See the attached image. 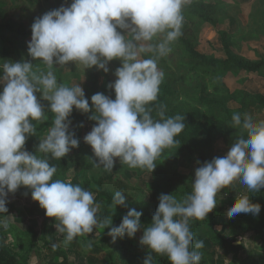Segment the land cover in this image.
Masks as SVG:
<instances>
[{"label": "clouds", "instance_id": "9594fccd", "mask_svg": "<svg viewBox=\"0 0 264 264\" xmlns=\"http://www.w3.org/2000/svg\"><path fill=\"white\" fill-rule=\"evenodd\" d=\"M191 3L71 0L69 6L61 5L34 19L27 43L31 60L0 63V214L8 211L9 194L25 187L45 216L54 219L55 230L64 236L66 246L97 226L108 228L113 242L125 236L132 239L142 229L139 243L147 249L143 264H153V254L166 256L169 264H200L198 249L203 242L193 244L190 221L205 220L217 206L222 189L237 179L245 189L227 209L228 218L260 213L261 205L252 203L248 193L264 188V120L249 113H233L231 126L241 134L235 136L227 154L197 167L191 192L182 198L161 194L146 226L141 223L143 213L129 208L120 190L111 204L112 213L117 206L128 209L120 224L112 226L111 218L99 221L94 193L79 184L53 179L57 168L45 158L50 154L60 160L79 147L69 130L75 108L81 113L93 112L89 119L96 123L83 140L92 149L94 166L112 172L119 161L129 168L154 171L156 160L176 145V137L185 129L184 115L166 117V106L159 105L156 119L148 106L157 101L164 80L158 61L173 51L172 45L182 36L183 9ZM32 60H38L47 71ZM112 60L120 61L116 79L107 86L115 98L95 93L90 97L91 107L80 83L60 84L53 71L54 65L66 67L71 62L107 73ZM38 92L48 101L47 110L54 119L33 154L24 148L28 136L36 135L33 122L47 119ZM0 226L7 229V220H0ZM91 247L89 242L87 248Z\"/></svg>", "mask_w": 264, "mask_h": 264}, {"label": "trees", "instance_id": "16d2710c", "mask_svg": "<svg viewBox=\"0 0 264 264\" xmlns=\"http://www.w3.org/2000/svg\"><path fill=\"white\" fill-rule=\"evenodd\" d=\"M70 3L71 0H0V63L31 60L27 52V38L31 36L34 19L61 5L67 7ZM183 15V34L175 42L181 51L178 53L173 49L169 59L175 66L176 72L171 69L166 71L158 99L148 107L152 109L151 114L156 119H158L159 105L166 106V117L184 115L185 129L176 137V145L165 149L156 160L157 166L153 172L129 168L119 161L112 172L104 171L102 166H94L90 159L95 160V157L89 145L82 140L81 126L85 123L95 125L96 122L89 119L93 112L81 113L75 108L69 117L72 122L69 130L74 132L79 147L72 149L60 160L52 158L50 154L45 157V154L37 152L38 156L47 158L51 165L56 166L57 173L53 179L79 184L94 193L95 202L99 205L97 218L101 222L105 218H111L112 226H118L123 215L126 214L128 209L120 206H117L112 213V197L120 190L124 192L128 207L143 213L141 223L145 226L150 224L161 194H172L180 199L191 192L194 171L180 170V156L185 157L186 168L191 162H205L207 151L215 141L222 140L226 145L231 146L235 136L241 134L239 129L231 126L233 113H245L248 108L256 105L264 108V95L245 89L230 90L225 80L227 74L228 77L241 82L245 80L247 74L252 73L264 78V59L252 61L236 55L232 48L233 40L226 30L218 31L223 58L208 56L197 50L199 33L204 23L217 25L232 16L231 5L227 0H192V3L183 9ZM32 63L41 70L47 71L38 60H32ZM107 67L109 68L107 73L92 67L84 80L82 88L85 97L89 99L90 107V97L95 93L99 92L115 98L113 90L107 87L112 82L110 63ZM58 83L64 84L61 79ZM2 87L3 85H0V90ZM229 102L238 105L236 110L229 107ZM53 119L54 114L52 119L33 122L36 135L28 136L24 145L27 151L35 154L43 135L52 126ZM73 166L78 168V173L68 181L67 173ZM128 170L136 171L141 176L147 175L150 179L133 185L125 173ZM146 193L154 195L152 202L145 200ZM26 194L31 200L30 205L26 207L28 215L53 219L46 217L38 202L31 199L29 189L21 187L12 195L19 199ZM248 194L252 203L261 205L258 215L242 213L234 218H228L226 211L234 203L235 198L218 194L217 206L208 213L205 220L190 221V230L194 233L193 244L202 241L205 246L198 249L202 255L200 264L209 262L206 256L210 254L212 248L220 253V259L224 260L231 256L232 261L229 264H264V253L258 259H254L250 252L241 259L238 257L243 249V244L238 238L247 232H253L264 246V188L254 194ZM6 207L8 211L0 214V220L5 219L15 205L11 202L7 203ZM4 229L0 226V264H29L26 256L15 255L9 250ZM106 229L108 232V228ZM136 235L137 233L135 237ZM115 243L119 245L116 253L121 264H143L147 249L139 242H130L125 236L123 239L117 238ZM73 244H77V239ZM32 248L33 245L27 241L26 250L30 251ZM55 254L62 258L61 264H66L63 250H57ZM49 264L55 262L50 261ZM153 264H169V261L166 256L153 254ZM209 264L220 263L211 260Z\"/></svg>", "mask_w": 264, "mask_h": 264}, {"label": "rangeland", "instance_id": "374dc122", "mask_svg": "<svg viewBox=\"0 0 264 264\" xmlns=\"http://www.w3.org/2000/svg\"><path fill=\"white\" fill-rule=\"evenodd\" d=\"M231 5L232 16L224 19L217 25L204 23L199 33L197 50L205 55L223 58L224 53L220 44L219 30H226L231 35L233 40V51L236 55L248 59L259 60L264 59V0H227ZM31 36L27 38L29 42ZM175 52L180 53L176 43L172 45ZM170 55L160 58L158 61L159 67L164 74L168 69L176 72L175 66L170 61ZM1 58V57H0ZM29 60V59H28ZM174 61V60H173ZM110 63V72L112 82L116 79L114 72L120 66L119 60H112ZM54 74L65 85H75L80 83L81 86L91 71V68L84 69L79 63H69L66 67L54 65ZM229 74L226 76L228 77ZM225 77L230 90L243 88L252 93L264 95V78L252 73L247 74L244 82L236 81L232 77ZM179 78V76H178ZM101 80V78H100ZM212 89V88H211ZM37 99L46 111L47 119H52L53 113L47 110L48 101L41 99V93H36ZM229 107L236 110L237 104L228 103ZM245 113L251 114L256 119L264 120V108L260 105L250 107ZM46 119V120H47ZM93 125L82 124V140L83 137L91 131ZM47 132L43 135L42 140L46 137ZM84 142V140H83ZM90 147V146H89ZM230 146L226 145L222 140H217L207 151V160L211 161L214 157L225 156ZM91 149V147H90ZM92 150V149H91ZM186 160L183 155L180 156V170L188 172L201 166L203 163L191 162L188 168L185 167ZM78 173L77 167H71L67 173V179H73ZM130 183L133 185L140 184L143 181L150 179L147 175H139L136 171L128 170L125 172ZM147 177V178H146ZM245 189L240 184L239 179L235 184L226 187L220 191V195H229L237 198L238 194H243ZM154 195L146 193L145 200L153 201ZM12 201L15 208L7 214L8 227L4 229V236L8 243L9 250L15 255H23L28 259L29 264H49L54 261L55 264H61L62 258L58 257L55 252L63 250L66 255V264H121L119 255L116 253L119 247L118 243L113 242L112 238L107 235V229L102 226H97L94 231L82 237H77V244L70 243L67 246L64 242V236L55 230L54 219H46L38 215L30 216L26 212V207L30 205V197L26 194L22 198H13ZM142 236V229L137 231L136 237L129 239L130 242H139ZM243 249L239 253V259L244 257L249 252L254 259H258L264 253V246L259 241L258 237L254 236L253 232H247L238 238ZM30 242L33 248L30 251L26 250V243ZM91 243V249L87 248L88 243ZM56 248L53 249L52 245ZM202 248H205L203 245ZM210 254L206 259L210 262L215 261L220 264H229L232 261L230 256L227 259H220V253L217 250H210ZM209 262L207 264H209Z\"/></svg>", "mask_w": 264, "mask_h": 264}, {"label": "crops", "instance_id": "0c3cea01", "mask_svg": "<svg viewBox=\"0 0 264 264\" xmlns=\"http://www.w3.org/2000/svg\"><path fill=\"white\" fill-rule=\"evenodd\" d=\"M244 82V81H243ZM236 89H243V88H236ZM246 90V89H245ZM8 198L10 200H12L13 198H15L12 194H9ZM12 201H9L8 203H11Z\"/></svg>", "mask_w": 264, "mask_h": 264}]
</instances>
